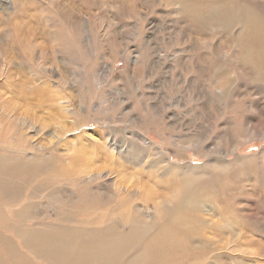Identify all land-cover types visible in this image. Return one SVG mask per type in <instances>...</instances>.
I'll return each mask as SVG.
<instances>
[{"label":"rangeland","instance_id":"1","mask_svg":"<svg viewBox=\"0 0 264 264\" xmlns=\"http://www.w3.org/2000/svg\"><path fill=\"white\" fill-rule=\"evenodd\" d=\"M198 1L0 0V264H111L109 242L153 226L184 175L208 186L198 233L171 256L151 234L112 264H264V136L249 134L264 118L242 116L264 96L249 64L264 34L245 19L256 8L264 32V0ZM248 156L261 180L215 197L221 161Z\"/></svg>","mask_w":264,"mask_h":264},{"label":"bare ground","instance_id":"2","mask_svg":"<svg viewBox=\"0 0 264 264\" xmlns=\"http://www.w3.org/2000/svg\"><path fill=\"white\" fill-rule=\"evenodd\" d=\"M191 1L192 2L193 1L197 2L198 0H191ZM198 2H200V1H198ZM206 2H209V0H207ZM206 2L203 3V4H206ZM185 9H189V6H186ZM202 9H203V7H202ZM242 11H243L242 8H238V9H230L228 12H225L223 9H218V10L214 11L211 15L209 14L208 11H207V13L205 15L193 14L192 13L191 14L192 15L191 19H193L195 22L200 23V24L208 23L211 19L212 20H216L218 22H222V23H224V22H228L229 23L232 20H234V21L241 20L240 16H241ZM258 15L259 14H258L256 8L255 9H251V14L247 13L245 15L246 25L249 26V24L251 23L250 29L252 28V30L256 31L259 34H264L263 31H259L258 30V23L260 22ZM20 33H21V37H24V35H25L24 30H20ZM260 40H262V39L260 38ZM261 49H263V48L261 47ZM258 56H259L258 61H255V58L252 57L251 62L249 64L251 65V63H252V65H254L255 62H256L257 64L261 65V67L264 70V56H262V54L261 55L259 54ZM262 68H261V70H262ZM255 83H256L255 85H257L256 87H259V89H262V92L264 93V75L259 77ZM261 100H262V102H257V103H256L255 100H253V101H255L254 104L253 105H249L248 108H245L246 111L242 112V116H243L244 120H246V122H247L246 125H248V123L250 122V123L254 124V127H255L256 123H259V119H257V117H256L257 114L261 115L264 118V96L261 97ZM242 124L245 125L243 123V121H242ZM249 129H250V126H248L247 130H249ZM250 133H252V134H250ZM249 134L252 137L254 135L260 136L261 138H262V136H264V134L261 131H257V130H254V129L251 130V132L249 131ZM228 136L232 137V135H229V134H228ZM232 144H235V143H232ZM237 147H238L237 145L234 146L232 152H234L237 149ZM130 154H132V153H130ZM227 155H228V153L225 152L221 156L227 158ZM259 156H261V155H259ZM255 159H256L255 156H248V157H245V158L243 157V158H236L234 160L227 159V160L221 161V163L223 164V168L224 169L226 168L225 170H223V173L225 174L226 177H220L222 179H220V181L217 180V183L213 184V186H215V187L213 189H211V190L214 191L215 197H218L220 195H224V194H226V192L228 193V191H230L231 189L234 190V188L237 187L236 186L237 181L241 180V177H240V173L241 172H244L245 174H248V175L256 176L257 174L255 172V165H254ZM245 162L248 163L247 166H245V164H244ZM238 163H240L242 165L244 164L245 167H243V166H242L243 168L240 167ZM236 166H239V168H236ZM170 167L171 166H169V168ZM233 167H235V170L233 169ZM93 168H94V164L92 163V160H90L89 162H86L85 166L83 167L84 172H86V175L88 174V176H89V173L91 174V171H92ZM98 168L100 170L101 167L98 166ZM257 168H258V166H257ZM259 168H260V166H259ZM170 170H171V168H170ZM172 170H173V167H172ZM0 172H1V164H0ZM96 173H100V172H96ZM196 177H199V176H196ZM175 178H176V176L174 177V179ZM180 178H182V181H183V183L181 185L177 184L175 186V188H172L174 186H165V187H163V190L166 191L168 194L169 193H174L173 197H175V199H174V202L172 203V205L167 206L165 208V210L162 212V216L159 219H157V222L153 226L149 227L148 229H145L143 227H141V228L132 227L130 229V232L127 235H125L123 237H119V238L109 242V244H108V254H109V260H110L111 264L115 261V259L119 255L126 253L129 248H134V249L138 248L137 249L138 250V255L140 256L142 254L140 257H143L145 251H142V249H141L142 244L146 240V238L149 235H151V234H158V233L161 234V236L164 238V240L168 243V245L164 246L163 249L164 250L166 249V254L171 256L173 254L172 252L175 251V248H178L179 246L185 245V243H183L182 241L186 240L190 233H193L194 231H195V233L196 232L198 233V231L200 230V226H196L195 225V222H194L195 219L192 218V216H193L192 212H193V210L195 208L194 199L195 198H197V199L199 198V194L198 193L201 192V190H202L201 188L202 187H203V189H205L204 188L205 185L202 184V179L201 178H194V177L192 178L191 176L187 177V175L186 176L184 175V177L182 176ZM189 178L198 180V182H197L198 184H194L193 185L190 182ZM174 179H173V181H174ZM259 179L260 178L256 176V178L254 180L258 181ZM127 180H129V179H127ZM177 180H179V179H177ZM214 181H216V180H214ZM118 183L121 184V182H118ZM172 185H173V183H172ZM201 185H202V187L199 190H197V188L195 186H201ZM125 187H126V190L129 189V186H125ZM205 187H208V186H205ZM261 196H262V193H261V191H259L258 194L255 195V199H257V198H259ZM156 248H158V246ZM156 248L152 249V251L150 253L145 255V257H147L146 260H149V261L156 260V258H157L156 254H158L159 252L157 251L156 254L152 253V252H155ZM141 261H143V259H141ZM141 261L139 262V264H143L144 263V262H141Z\"/></svg>","mask_w":264,"mask_h":264}]
</instances>
